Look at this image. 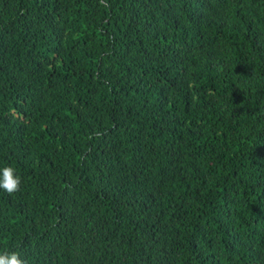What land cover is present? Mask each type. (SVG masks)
I'll list each match as a JSON object with an SVG mask.
<instances>
[{"label":"trees","instance_id":"16d2710c","mask_svg":"<svg viewBox=\"0 0 264 264\" xmlns=\"http://www.w3.org/2000/svg\"><path fill=\"white\" fill-rule=\"evenodd\" d=\"M0 253L264 264V0H0Z\"/></svg>","mask_w":264,"mask_h":264},{"label":"clouds","instance_id":"9594fccd","mask_svg":"<svg viewBox=\"0 0 264 264\" xmlns=\"http://www.w3.org/2000/svg\"><path fill=\"white\" fill-rule=\"evenodd\" d=\"M21 177L16 174V169L6 166L0 169V189L8 194H15L21 190ZM0 264H27V261L18 252L0 253Z\"/></svg>","mask_w":264,"mask_h":264}]
</instances>
